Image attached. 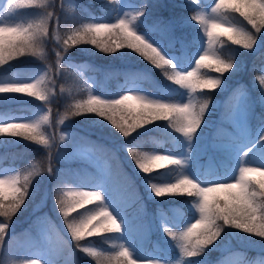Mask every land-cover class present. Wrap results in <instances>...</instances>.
Returning <instances> with one entry per match:
<instances>
[{
    "label": "trees",
    "instance_id": "obj_1",
    "mask_svg": "<svg viewBox=\"0 0 264 264\" xmlns=\"http://www.w3.org/2000/svg\"><path fill=\"white\" fill-rule=\"evenodd\" d=\"M128 1L137 5L133 23L136 32L148 38V44L117 25H110L101 38L96 37L92 29L95 19L103 17L112 22L119 7ZM201 1L73 0L70 6L60 5L61 17L55 16L54 19L59 22V32L61 30L68 35V42L62 36L60 40L67 46L69 56L59 63V78L53 82L52 108L73 118L77 125L95 118L105 122L118 120L116 123L121 124V116L130 126L135 124L137 118L160 123L159 128L153 131L148 130L152 126L141 131L136 125L121 140L117 138L119 146H115L116 142L102 141L92 135L80 136L94 153H101L109 162L108 193L115 199L126 197L124 202L118 200L117 203L123 206L127 221L137 218L135 220H147L151 224L148 225L150 234L145 237L144 243L135 242L137 256L149 253L157 255L161 259L159 264H211L232 255L230 258L237 264H264V255L246 247L247 244H256L253 242H264V186L260 179L249 180L244 192L243 209L237 204H229L216 190L212 191L211 198L205 201L210 225L197 230V233L192 228L185 239H181L180 235L190 222L191 206L198 198V190L191 188L184 191L177 188L176 191L150 197L146 189L147 183L162 186L173 182L180 172L200 177L201 166L196 159L205 157L203 152L207 146L216 148L227 131H235L233 118L240 94L244 93L248 122L254 129L264 125L261 123L264 118V104L261 103L264 97V46L255 53L250 52L259 32L264 30V0H237L232 6L219 4L213 8L234 29L230 35L222 34L214 42L215 58L202 61L199 74L190 79L189 87L193 88L196 102L190 123L192 131L184 137L183 119L175 108L180 101L182 84L171 66L162 61L150 45L159 44L168 50L167 42L172 41L178 46L180 58L191 61L200 44L197 16L206 11L209 8L207 5L213 0ZM35 3L36 0L10 2L8 19L22 21L23 28L0 35V71L5 68L10 73L15 67H10L13 60L7 62L4 58L11 54H22L26 44L37 38L38 20L31 13ZM103 40L112 41L106 51L100 48V52L96 53L84 48ZM77 51L93 54H88L91 60ZM119 58L136 67L121 63ZM73 59H88L90 68L82 74L76 72L69 65ZM108 65L122 69L127 74L123 77H137L139 69L150 70L142 66L153 68L150 71L159 84L173 93L163 96L167 105L149 106L133 112L113 101L116 95L122 93L124 84L110 81L107 77ZM8 73H0V76ZM92 74L97 77V84L92 90L96 97L89 102L90 90L86 88L85 82ZM35 81L22 85H0V113L15 119L26 117L27 111L8 106L4 100H34L41 93V84ZM185 138L187 142H184ZM44 141L40 129L25 125L9 128L5 132L0 129V168L14 167L20 178L17 196L7 200L0 198V264H28L15 257L5 237L10 228L19 227L24 218L29 219L34 215L31 211L34 199H43L45 193L46 201L56 215V219H53L55 224L60 223L63 227L62 232L56 229L54 242L51 240L50 243L54 249L53 255L58 257L56 262L131 264L117 252V228L109 227L101 219L100 201L91 198L86 200L78 189L79 183L102 180L101 167L90 154L70 149L64 151L61 158L66 165L59 162L55 166V161L38 148ZM184 150L188 152V158L180 165L177 157ZM152 153H167L172 158L158 169L146 167L143 171L137 170L136 165ZM224 158L230 161V153ZM36 167L41 172L47 169L45 180L32 178V170ZM218 174L223 175L220 171ZM25 176L27 179L24 180ZM162 210L170 224L166 234H162L155 223V215ZM227 245L231 246L230 251H224ZM234 260L229 261V264H235Z\"/></svg>",
    "mask_w": 264,
    "mask_h": 264
},
{
    "label": "rangeland",
    "instance_id": "obj_2",
    "mask_svg": "<svg viewBox=\"0 0 264 264\" xmlns=\"http://www.w3.org/2000/svg\"><path fill=\"white\" fill-rule=\"evenodd\" d=\"M13 0H0V35L4 33H11L23 28L22 21H11L8 19L7 11L9 10V4ZM92 0H87L90 2ZM106 1V0H98ZM189 2H194V0H186ZM237 0H216L219 3H227L229 6L233 3H236ZM73 0H36L33 11L31 12L37 18V24L39 33L37 34L36 39L26 44L25 51L22 54H11L9 57H5L4 60L7 62H12L11 68L14 66L13 72L8 75L0 77V85H14L15 84H28L32 81L35 83H40V91L38 98L33 101H28L23 103L19 100L6 99L4 102L7 104H21L23 108L29 111L28 116L23 119H20L17 122L28 125L33 129H40L43 132L45 141L39 147L41 150L45 151L47 157L51 158L52 161H55V166L61 163V158L64 156V151L67 149L78 148L79 151L84 153H89L95 161L102 167V175L104 176L102 180L96 181L93 183H80L78 188L87 194L88 197L100 198L102 200L101 210L104 212L103 219L108 221L109 225H116L119 229V237H117L118 245H116L120 254L126 256L132 264H159L161 259H157L152 255H146L141 258L135 255V246L133 237L144 239L145 236L143 233L136 231L140 225V221L136 222L134 220L129 221V230L132 232V236L126 234V223L125 215L123 212H120L119 206L114 203L109 194L107 193L106 183L108 176V163L102 157L101 153H94L92 148L88 146L87 143L83 142L81 135H92L97 139L102 141H109L110 143H115V146H119L120 143L117 141V138L120 140L125 137L136 125H139L138 130H145V127L148 130H157L160 123L147 122L143 121L140 118L134 120L135 124L132 126L128 125L124 121V117H119V120H122L121 124H117L118 121H101L98 119H91L89 122L83 125H75L77 121H74L70 116L64 115L62 112L54 110V115L51 109V103L53 100V82L54 79L59 78V63L61 59L67 58L69 51L66 45L61 43L60 36L65 38V41L68 42V35L64 32H59L58 23L55 16L61 17V8L60 5L70 6ZM135 6L132 4H125L119 12V15L116 16V21L122 26L125 32L129 34L135 33V26L133 23V11ZM53 18V23H50V20ZM199 21V33L201 37V45L194 55L192 62H185L180 66L177 60V57L174 54L167 55L163 50H159L160 54H165V59L169 65L175 70L177 79L179 77L183 78L179 81L181 84H184V92L181 95V101L176 106L177 112L183 117L182 130L183 134H189L192 131L191 118L193 116V105L195 102V94L192 89L189 87V82L192 77H194L200 71L199 64L203 60H212L215 57V52L213 50L214 42L221 34L230 35L233 31V25L228 23L221 15L214 10H207L197 16ZM110 26V23L99 17L95 19L92 24L93 32L97 35L96 37L101 38L106 32L107 28ZM112 44L111 40L96 41V43L91 46L84 47L90 51L99 53L100 48L106 51L110 48ZM116 45V42H114ZM117 46V45H116ZM264 46V30L259 32V35L256 39L255 44L250 50L251 53H255L261 47ZM78 54L90 58L87 51H77ZM123 53V52H122ZM89 54V55H88ZM121 63L127 64L126 60L119 58ZM8 64V63H7ZM133 63H129L131 65ZM69 65L76 72L82 74L88 69V62L85 60L69 62ZM134 65V64H133ZM135 66V65H134ZM2 67V66H1ZM148 69H153L147 66ZM6 71V69H2ZM4 71H0L4 72ZM164 71V69L162 70ZM139 75L137 77H144L141 82L148 86L151 89H156L153 80L149 77H146L141 71H138ZM137 77H133L135 79ZM219 80V79H218ZM96 84V79L92 75L87 78L85 86L90 90L88 95V101L91 102L96 97L92 92ZM142 85V84H141ZM188 85V87H186ZM113 101H116L118 104L125 105L126 109L129 111L136 112L142 107L155 106L156 105H167V100L162 98H157L151 95L143 86H140L138 83H131L124 88L122 94L114 97ZM264 103V99L262 100ZM91 105V104H89ZM234 118L239 124L237 132L230 130L226 132V140L233 142L234 149V163L232 164V169L226 174V176L216 175L211 183L208 180H201L195 175L188 176L185 174H180L173 182L166 183L163 186H157L154 184L147 183L146 188L148 190L149 196H157L158 193H168L177 189V187H183L185 191L190 188H197L198 190V199L192 204L191 211L192 217L189 224H187L182 231L180 238L185 239L191 228L194 229L193 232L197 233V230L204 229L210 225V216L207 211V206H205V201L209 200L212 195V191L216 190L221 197H223L229 204H237L241 209L244 208V192L248 184L250 177L255 175L263 176L262 182L264 184V151L258 150L254 153H249L251 150L257 146H264V128L260 129L256 134L251 133V128L248 126L244 118V107L242 102L239 103V106L234 114ZM75 123V124H74ZM14 125V120L7 115L0 113V126L3 131L11 128ZM78 128L80 134L75 131ZM186 129V130H185ZM98 132H101L98 133ZM125 135V136H124ZM239 138V140H237ZM96 140V139H95ZM71 151V150H70ZM187 159V154L182 153L180 156L181 162ZM169 154L162 153H152L143 162L136 165V169L143 171L146 167L153 169H158L164 166L169 161ZM207 170L210 172L214 168V163L207 164ZM62 169V168H61ZM32 178H42L46 179L47 169L45 172L42 169L36 167L32 170ZM24 180L27 179L25 176ZM18 174L17 172L8 167H4L0 170V197L2 199H9L16 196L18 192ZM39 184L37 183L36 186ZM44 187V185H43ZM40 189V188H39ZM176 191V190H175ZM39 192V190H38ZM34 203L31 211L34 214H41L44 212L51 213L50 219H56V215L53 214L52 206L49 207L48 202L46 201V193L43 196V199L38 198L34 199ZM117 207V208H116ZM51 208V210H50ZM28 218H24L27 220ZM22 221V222H23ZM157 224L159 225V230L162 234L165 233L167 227L170 226L168 221H166L165 215L158 214L156 216ZM25 221L24 223H26ZM18 223V222H17ZM147 222L143 223L140 227L142 232H147L148 224ZM51 223L48 221L38 222L35 225V230L39 232L38 239L33 235L31 229H25L23 234L26 235L25 240L14 239V245L11 250L12 253L16 256H20L27 260H33L39 264H56L55 258L52 257L47 249L46 244L49 241V229ZM61 228V227H60ZM12 229V228H10ZM13 230V229H12ZM11 230V231H12ZM63 231V227H62ZM42 241H44L43 244ZM18 242V243H17ZM19 242H24L19 244ZM256 244H247L246 247L251 248L252 250H257V252H264V242L262 244L253 242ZM231 246L227 245L225 249H229ZM1 251V250H0ZM230 258V257H229ZM220 264H226L219 262Z\"/></svg>",
    "mask_w": 264,
    "mask_h": 264
}]
</instances>
